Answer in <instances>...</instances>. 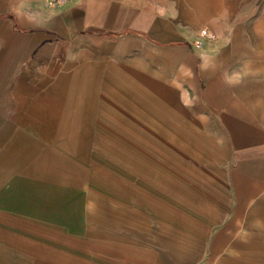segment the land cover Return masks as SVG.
Segmentation results:
<instances>
[{"label": "crops", "instance_id": "crops-1", "mask_svg": "<svg viewBox=\"0 0 264 264\" xmlns=\"http://www.w3.org/2000/svg\"><path fill=\"white\" fill-rule=\"evenodd\" d=\"M203 27L217 37L197 47ZM98 75L114 77L117 89H127L121 77L129 75L134 91H149V121L163 122L170 138L175 115L192 127L181 138L210 154L220 145L208 140H221L211 170L222 171L224 207L200 211L209 221L192 232V248L213 264H264V0H0V174L10 172L0 177L9 186L0 214H37L63 229L48 206L76 189L40 187L20 175L21 165H72L77 140L88 139V83ZM140 110L122 109V122L142 120ZM119 162L122 176L140 180ZM64 228L67 237L77 232ZM189 249L182 245L184 264Z\"/></svg>", "mask_w": 264, "mask_h": 264}, {"label": "rangeland", "instance_id": "rangeland-1", "mask_svg": "<svg viewBox=\"0 0 264 264\" xmlns=\"http://www.w3.org/2000/svg\"><path fill=\"white\" fill-rule=\"evenodd\" d=\"M95 78L101 83H88V139L77 140L72 165L61 162V170L52 172L28 171L24 163L20 172L25 179L45 183L38 185L43 188L76 189L75 194L65 193L54 200L55 208L48 206L54 213L48 216L64 230L68 227L78 233L70 231V237L64 236L63 229L37 221V214L26 220L4 212L0 214V264H184V244L190 247L188 264H213L208 252L193 249L191 244L195 242L192 232L209 221L198 217L200 211L210 215L224 207L222 171L211 170V159H220L221 140H208L220 145L210 154L193 138H181L182 128L189 135L192 127L175 115L178 121L172 124L170 138L163 122L149 121L146 105L147 94H151L139 90L138 83L134 91L132 77H121L127 83L120 86L127 89H117L114 77ZM138 107L145 112L139 115L142 120L134 123L125 117L122 122V109L138 117ZM132 151L137 153L135 159ZM123 160L134 168L127 166L128 173L134 171L140 180L122 176L119 161ZM6 171L0 177L9 180ZM11 175L16 174L11 171ZM3 187L1 200L6 197Z\"/></svg>", "mask_w": 264, "mask_h": 264}, {"label": "built area", "instance_id": "built-area-1", "mask_svg": "<svg viewBox=\"0 0 264 264\" xmlns=\"http://www.w3.org/2000/svg\"><path fill=\"white\" fill-rule=\"evenodd\" d=\"M71 0H51L52 3H67ZM217 36L214 32H211L207 27L202 28L199 31L198 36L194 40V45L201 47L205 39H215Z\"/></svg>", "mask_w": 264, "mask_h": 264}]
</instances>
